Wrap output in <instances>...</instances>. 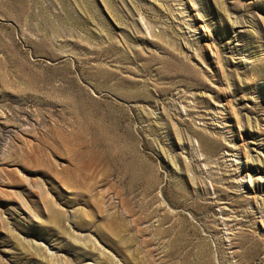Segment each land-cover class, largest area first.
I'll list each match as a JSON object with an SVG mask.
<instances>
[{
	"label": "rangeland",
	"instance_id": "1",
	"mask_svg": "<svg viewBox=\"0 0 264 264\" xmlns=\"http://www.w3.org/2000/svg\"><path fill=\"white\" fill-rule=\"evenodd\" d=\"M0 264H264V0H0Z\"/></svg>",
	"mask_w": 264,
	"mask_h": 264
}]
</instances>
